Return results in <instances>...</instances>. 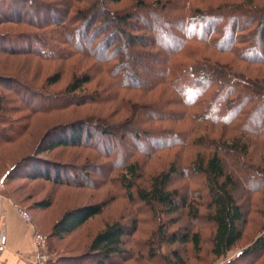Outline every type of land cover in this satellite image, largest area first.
Returning <instances> with one entry per match:
<instances>
[{
    "label": "rangeland",
    "instance_id": "374dc122",
    "mask_svg": "<svg viewBox=\"0 0 264 264\" xmlns=\"http://www.w3.org/2000/svg\"><path fill=\"white\" fill-rule=\"evenodd\" d=\"M9 1L0 0V8L4 9ZM31 1L52 4L58 1L61 13L51 11L42 16L60 21L68 17L64 12L67 5H88L79 0ZM246 1L122 0L112 3L107 0L104 6L111 12L110 17L104 20L103 15H98L97 29L103 26L109 30L101 32L104 37L101 35L93 48L86 44L82 32L75 34L71 30L67 34L61 29L54 37L46 30L39 31L26 25L0 24V33L31 31L38 34L49 47L47 53L59 55L44 59L33 53L11 56L0 51V73L14 75L30 85L33 92L41 93L35 98L34 95L6 91L11 98L20 99L8 103L11 111L6 112V117L14 121L12 133L0 130V197L13 200L19 209L30 214L31 221L22 217L45 238L47 264H92L98 259L90 251L93 238L107 224L114 222L121 223L127 232L125 252L114 255L107 264H166V258L173 259L174 253L184 264H264V249L250 254L245 252L264 237V24L261 22L258 26L257 22H251L239 33L241 39L236 45L239 56L234 51H225L226 48L219 47L217 42L209 43V40H189L173 49L179 43L177 35L181 36L183 31L180 27L170 28L179 24L181 17L196 15L198 9L224 8L227 14L231 12L236 16L231 18L230 26L233 22L245 24L257 16H264V0ZM240 5H243L242 9ZM35 13L34 10L25 16L43 19ZM125 15L129 16L127 23L120 21ZM115 29L125 30L124 35H115V44L111 48L121 51L122 47L121 52L128 59L121 65L127 68L129 76H122L121 81L112 74L118 61L101 64L91 56L70 55L74 51L71 45L76 41L83 49L91 51ZM229 36L227 29L225 37H219L223 45L228 43ZM6 43L13 45L12 41ZM169 51L178 52L171 56L167 55ZM167 61L168 78L167 73H163ZM207 63L213 67L215 79L221 82L222 88L232 86L237 94L241 93L237 102L221 101L224 92L213 83L204 88L193 107L186 104L185 100L192 98L199 89L186 88L187 82L177 84V79L186 76L192 65ZM85 73L92 75V82L70 100L63 91L73 77ZM54 74H61L59 82L48 84L47 79ZM230 77L240 80L250 90L239 89ZM123 83L133 85L126 88ZM9 85L5 89L10 88ZM49 93L51 100L47 99ZM59 97L68 100L59 101ZM92 99L97 101L92 102ZM79 100L88 101L64 107ZM49 104L50 111H43L42 107ZM230 106H240L242 113L227 121ZM208 110L209 119L205 117ZM73 125L88 126L92 139L87 142L88 132L85 131V140L79 145L40 152L42 159L47 160L42 165L25 158L34 154L39 145L44 147V140L61 138L62 133L71 139ZM5 126L8 127L3 122L2 129ZM261 127V133H257ZM171 137L175 143L164 144ZM215 152L223 160L227 173L234 177L233 194L245 218L241 240L222 257H216L212 252L216 228L207 218L211 192L206 176L196 170L200 157L208 158ZM17 163H20L17 169L4 181V176ZM131 163L138 166L132 198L128 196L126 186L133 179L125 178L126 166ZM50 165L60 167L59 173L75 179L79 186L56 184L43 177L31 178L35 170L40 172L48 168L53 172ZM171 168L175 169L171 189L178 191L177 203L182 208L177 213L161 216L138 198L136 188L149 187L152 177ZM184 200L190 205L188 208ZM42 201H50L51 205L47 208L36 206ZM93 204L104 206L100 215L64 238L52 236L54 224L67 211ZM191 206L199 208L198 217L194 216ZM163 226L180 236L198 232L201 248H195L192 242H163L160 236ZM34 244L36 246L35 241Z\"/></svg>",
    "mask_w": 264,
    "mask_h": 264
},
{
    "label": "trees",
    "instance_id": "16d2710c",
    "mask_svg": "<svg viewBox=\"0 0 264 264\" xmlns=\"http://www.w3.org/2000/svg\"><path fill=\"white\" fill-rule=\"evenodd\" d=\"M83 4H88L85 6H78V7H72L68 6L66 3V10L64 9V12L68 14V17L64 18L62 21H60L59 18H45L42 15L46 12L51 11L59 12L61 10L60 3L57 1L56 3L51 2H42V3H35L31 0H11L9 1V5L5 4V8H0V24L2 23H14L17 26L26 25L31 28L37 29V30H46L48 31L49 35L56 37L57 34L60 33V30L63 29L69 34V32L72 30V32L76 33H84L86 44L89 46H94L96 40H100L102 38V33L109 30V27L104 28L103 26L99 27L97 29V25L100 22L98 15L104 16V20H108L110 17L111 12L105 8V2L102 0H79ZM112 3H118L122 0H108ZM246 1V0H245ZM249 3H253V0H247ZM246 1V2H247ZM242 4V3H241ZM57 9H56V8ZM159 8L163 9L164 7L161 5H158ZM59 8V9H58ZM240 9L243 8V5H240ZM146 9V8H145ZM36 13H39L40 16L43 19H37L33 15L30 17L27 15V13H30L31 11ZM216 10V11H215ZM221 10L220 13H218ZM225 9H207L201 10L198 9L196 11V15H187L180 18L179 24H175V26H171L170 28H177L180 27L182 29L181 36H178V44L173 48L177 49L184 45V42L189 40H205L213 43H216L221 48H226L225 51L231 50L234 51L237 54V51L239 50L236 45L240 42L241 35H239L240 32H242L244 29L248 28L249 24L251 22H257L258 26L262 22L264 24V16H257V18H254L250 21H248L245 24L241 23H232L230 26V20L232 17H236L234 15H231L230 13H226L224 11ZM35 13V14H36ZM73 13V15H71ZM233 14V13H232ZM46 15V14H45ZM71 16V17H70ZM122 22L127 23L129 20V16L125 15L124 17H120ZM105 22V21H104ZM212 22L214 25L212 26ZM254 22V23H255ZM253 23V25H254ZM105 25V23H104ZM258 26L256 28H258ZM190 28V29H189ZM228 29L230 31V36L228 43L223 45L222 40L225 37V31ZM89 31V33L87 32ZM96 31V32H95ZM95 32V34H94ZM119 33L125 34L124 29H115L113 30L112 34L110 36H106L99 45L94 47V49H90L91 51H87L83 49L79 43L76 41L71 45L72 43H68L72 46V49L74 51H71V56L80 54L82 56H91L95 59H97L101 64L104 62H110V61H118V65L114 66L112 70V74L115 77H118V79L121 81V79L124 77L129 76V72L127 71V68L123 67L121 64L127 63L128 59L122 54V47L121 51L117 48L111 49L113 44H115V35L117 36ZM92 34V35H90ZM102 35V36H101ZM264 35V32H263ZM71 36V35H70ZM83 36V35H82ZM100 37V38H99ZM104 37V36H103ZM219 37H222L219 39ZM99 38V39H98ZM220 43H218V41ZM12 41L13 45H9L6 42ZM20 44V46L18 45ZM26 46V47H24ZM36 47V49H35ZM40 47V48H39ZM44 48V49H42ZM49 48L45 43L44 40L40 38V36L36 33H33L30 31V33L26 32H5L0 33V51H4L8 53L11 56H15L16 54H28L33 53L40 57H48V59H54L58 57L59 55L56 53H47ZM220 48V49H221ZM52 52V51H50ZM178 51H169L167 55L173 56ZM240 52V51H239ZM105 53V54H104ZM55 54V55H54ZM122 54V55H121ZM69 56V57H71ZM239 56V55H238ZM67 57V58H69ZM241 57V56H240ZM126 58V59H125ZM166 60V59H165ZM249 60V59H248ZM251 61V60H250ZM122 72V74L120 73ZM166 72V77L168 78L169 74V62L167 61L165 63L164 71ZM216 74L212 66L207 63L204 64H195L192 65L189 69V73L186 76H182L179 79L177 84L187 82L189 83L186 85V88H192V86L198 88L199 90L195 93V95L190 99H186L185 102L188 106L193 107V105L198 101V98L204 93V88L208 87L210 84L217 83L219 85V88L221 89L223 95L219 98L221 101L228 103L230 100H235L237 102V98H239L240 94H237L236 88H233L232 86H223L219 80L215 79ZM61 78V74H54L49 79H47L48 84H56L59 82ZM93 80V77L89 73L82 74V76H75L71 80V82L67 85L65 90L63 91L66 96L69 97L71 100L74 95L84 90L85 86L90 84ZM231 82L237 83V87L239 89H243L244 91H249L250 88H247L246 84L243 85L240 80H236L235 78L230 77ZM13 83V84H11ZM129 83V82H126ZM10 84L8 89H5L6 85ZM124 87L129 88L130 85L133 84H125L123 83ZM16 88V90H15ZM6 91H16L18 94H29L30 97L33 95L35 98L40 96V91H32L30 88V85L27 83L21 81L14 75H8L6 73H0V130L8 131L9 134L12 133V128L14 121L11 119V117H6V112L11 111L10 108H8V103L13 104L14 101H19L20 98L14 97L11 98L7 95ZM220 91V92H221ZM181 92V91H180ZM47 93V92H44ZM38 94V95H36ZM24 97V96H23ZM23 97L21 99H23ZM96 99L99 101L101 98L99 96H95ZM47 98V97H46ZM49 100L52 99L51 93L48 94ZM58 100L63 101L68 100L64 97H59ZM97 100L92 99V102H96ZM86 101H72L71 103H67L64 107L68 105H78L79 103H87ZM51 101H49L50 103ZM213 102V101H212ZM216 102V101H215ZM214 102V103H215ZM229 107V112L231 114L227 118V121H231L234 117H237L241 115L242 112H239L240 106L238 107ZM43 111H50V104L42 107ZM33 109H40L35 108ZM34 111V110H32ZM5 113V116L3 117V114ZM197 117V114H195L194 118ZM205 117L209 119V110L205 114ZM211 119V118H210ZM212 122H215V120H210ZM5 123L8 125V127H1L2 123ZM196 122V121H195ZM74 133L73 137L71 139H67L63 134V137L54 138L55 140L50 141H43L44 147H42V144L39 145V147L35 150L34 154L29 155L25 158H31L36 161H38L39 165H42L44 161H47L46 159H42L40 156V152H50L54 151L57 148L66 146V145H79L82 140H85L83 138V134L85 131H87V142L92 139V132L89 131V127H83L82 125H73ZM264 127V126H263ZM261 129H258L256 132L261 133ZM6 133V132H5ZM3 132V134H5ZM103 135H106V132H103ZM8 134V133H7ZM171 140L168 142H165L164 144L172 145L175 143L174 138H170ZM75 140V141H74ZM235 142V141H234ZM232 148H234V145H230ZM200 164L196 168V170L200 173H203L206 176L207 186L210 189L211 192V198L210 202L208 203L207 207L209 209V213L207 214V218L210 219L215 224V234L213 238V248L212 252L216 257H222L226 255L232 248L241 240L242 238V223L244 222V212L237 202L234 194H233V187L235 186L236 182L234 180V177L229 173H227L225 165L223 163V160L220 158L218 153H213L208 158L200 157ZM20 163L15 164L10 171L4 176L7 178V175L10 174L12 171L16 170ZM61 166V165H59ZM53 172L51 169L45 168L41 170L40 172L35 170L33 172L32 179H38L40 177H43L46 180H51L56 184L65 183L67 185H74L79 186L77 181L75 179H69L67 177H64L59 173L58 170H60V167L52 166ZM61 169H66L64 167H61ZM138 166L134 163H131L126 166L127 175H125V178L129 177L131 180V183L126 186L127 194L130 198L133 196V189L136 187L135 179L138 177ZM66 171V170H65ZM175 173V169L171 168L168 171H163L154 177H152L150 181L149 187H137V196L138 198L144 202L145 204L149 205L152 209L155 210V212L162 214L161 216L167 215V214H174L181 210L182 207L178 206L177 200L179 198V193L176 190L171 189V182L173 175ZM185 207H189L190 205L187 203V200L183 201ZM51 205L50 201H42L39 203H36V206H39L41 208H47ZM104 206L102 204H93V205H87L83 207H79L70 211H67L63 217L58 220L52 229V236L56 238H64L67 235H70L71 233L75 232L78 228L83 226L85 223H87L90 219L94 218L95 216L100 215L103 212ZM190 209L192 210L194 216L198 217L200 214L199 208L191 206ZM127 235L126 230L119 222L109 223L105 226L103 230L98 232L95 237L93 238L91 244H90V251L94 255L98 256V259H96L92 264H107V262L114 256V255H122L125 251L124 249V237ZM160 236L163 240V242H168L170 244H174L176 242H183V243H189L192 242L195 248L199 249L201 248V239L198 232L194 234H185L180 236L177 233H171L167 226H163L160 230ZM264 249V237L257 242H255L249 249H247L245 252H248L249 254L251 252H256L257 250ZM166 264H184L181 257L176 255L174 253V258L170 259L169 257L166 258Z\"/></svg>",
    "mask_w": 264,
    "mask_h": 264
},
{
    "label": "crops",
    "instance_id": "0c3cea01",
    "mask_svg": "<svg viewBox=\"0 0 264 264\" xmlns=\"http://www.w3.org/2000/svg\"><path fill=\"white\" fill-rule=\"evenodd\" d=\"M5 227V250L0 264H33L36 258L34 228L20 214L13 200L0 197V227Z\"/></svg>",
    "mask_w": 264,
    "mask_h": 264
},
{
    "label": "built area",
    "instance_id": "2783aa9c",
    "mask_svg": "<svg viewBox=\"0 0 264 264\" xmlns=\"http://www.w3.org/2000/svg\"><path fill=\"white\" fill-rule=\"evenodd\" d=\"M21 215L24 216L25 219L31 221L30 214L20 209ZM34 241L36 243V258L33 264H47V255L45 252V238L38 232L34 233ZM5 250V227L1 225L0 227V252Z\"/></svg>",
    "mask_w": 264,
    "mask_h": 264
}]
</instances>
